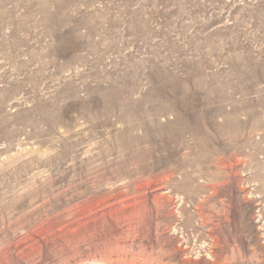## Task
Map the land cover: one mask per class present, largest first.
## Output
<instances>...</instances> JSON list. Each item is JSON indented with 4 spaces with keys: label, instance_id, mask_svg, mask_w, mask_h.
Returning <instances> with one entry per match:
<instances>
[{
    "label": "rangeland",
    "instance_id": "rangeland-1",
    "mask_svg": "<svg viewBox=\"0 0 264 264\" xmlns=\"http://www.w3.org/2000/svg\"><path fill=\"white\" fill-rule=\"evenodd\" d=\"M0 264H264V0H0Z\"/></svg>",
    "mask_w": 264,
    "mask_h": 264
}]
</instances>
